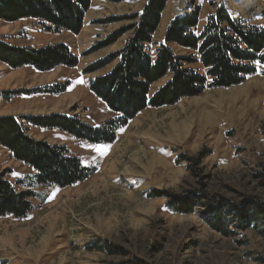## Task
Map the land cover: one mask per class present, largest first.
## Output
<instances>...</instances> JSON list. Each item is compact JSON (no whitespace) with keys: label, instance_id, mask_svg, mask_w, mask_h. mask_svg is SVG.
I'll return each mask as SVG.
<instances>
[{"label":"rangeland","instance_id":"1","mask_svg":"<svg viewBox=\"0 0 264 264\" xmlns=\"http://www.w3.org/2000/svg\"><path fill=\"white\" fill-rule=\"evenodd\" d=\"M145 3L91 0L79 34L47 31L34 19L0 20V38L10 44L65 42L79 58L76 67L46 72L12 69L0 61V114L67 113L91 125L113 118L116 114L91 91L90 83L110 72L117 61L88 69L123 48L131 31L113 44H99L132 24L131 17ZM219 4L264 27V0L254 14L244 12L236 0H188L185 5L184 0H170L154 41L161 43L170 20L194 6L201 7V30ZM165 81L154 84L152 92ZM50 84H65L66 91L29 92ZM11 91L19 93L4 94ZM29 133L66 146L97 170L74 186L35 187L34 210L26 218L0 217V264H102L124 259L91 250L96 239L127 249L144 264H264V65L241 84L208 88L174 105L147 107L112 143L76 139L57 128L31 127ZM194 159L202 161L195 167ZM0 169H9V178L25 181L26 186L34 173L2 147ZM195 192L218 195L236 205L254 199L263 212L245 220L244 226L231 222L233 233L223 234L206 221L211 214L205 203L198 202L187 214L167 204L169 193L188 200Z\"/></svg>","mask_w":264,"mask_h":264},{"label":"trees","instance_id":"2","mask_svg":"<svg viewBox=\"0 0 264 264\" xmlns=\"http://www.w3.org/2000/svg\"><path fill=\"white\" fill-rule=\"evenodd\" d=\"M169 1L146 0L143 9L131 17L132 24L110 34L99 44L100 47L113 44L131 31L123 48L88 69L93 71L117 61L110 72L90 83L91 91L116 114L113 118L91 125L78 115L67 113L0 114V147L34 171L26 186L25 181H12L9 169H0L1 218L28 217L34 210L33 199L37 196L34 188L37 186H74L97 170L84 165L66 146L33 137L29 133L31 127L57 128L91 143H112L119 130L147 107L174 105L208 88L241 84L264 65V27L222 4L215 5V11L207 16L201 30H198L200 6L175 15L166 28L163 41L155 42L154 36ZM90 7L91 0H0V20L34 19L47 31L79 34ZM0 61L12 69L32 67L46 72L60 66L76 67L79 58L65 42L37 47L14 45L0 38ZM164 79V84L152 92L153 85ZM65 91V84H50L29 92L60 94ZM7 93L18 94L19 91L4 94ZM194 161L196 167L202 159ZM168 197L167 204L178 213H193L198 202L205 203L211 214L206 221L227 235L233 233L229 228L231 222L238 221L244 226L245 220H254L263 212L262 205L254 199L236 205L205 192H195L194 198L188 200L175 198L171 193ZM89 246L91 250L124 258L102 264H144L127 249L105 239H96Z\"/></svg>","mask_w":264,"mask_h":264},{"label":"bare ground","instance_id":"3","mask_svg":"<svg viewBox=\"0 0 264 264\" xmlns=\"http://www.w3.org/2000/svg\"><path fill=\"white\" fill-rule=\"evenodd\" d=\"M188 0H184V5ZM236 4L246 13L254 14L261 10V0H236Z\"/></svg>","mask_w":264,"mask_h":264},{"label":"water","instance_id":"4","mask_svg":"<svg viewBox=\"0 0 264 264\" xmlns=\"http://www.w3.org/2000/svg\"><path fill=\"white\" fill-rule=\"evenodd\" d=\"M190 5H191V7H192V3H189Z\"/></svg>","mask_w":264,"mask_h":264},{"label":"snow or ice","instance_id":"5","mask_svg":"<svg viewBox=\"0 0 264 264\" xmlns=\"http://www.w3.org/2000/svg\"><path fill=\"white\" fill-rule=\"evenodd\" d=\"M102 154H104V153L102 152Z\"/></svg>","mask_w":264,"mask_h":264}]
</instances>
